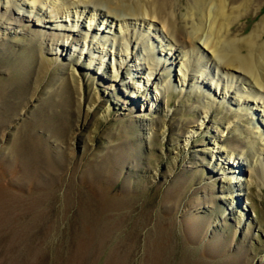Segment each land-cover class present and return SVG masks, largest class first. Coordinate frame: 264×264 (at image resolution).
Masks as SVG:
<instances>
[{
    "label": "rangeland",
    "instance_id": "1",
    "mask_svg": "<svg viewBox=\"0 0 264 264\" xmlns=\"http://www.w3.org/2000/svg\"><path fill=\"white\" fill-rule=\"evenodd\" d=\"M15 1L36 14V3ZM143 1L157 16L129 20L136 42L127 51L120 38L101 43L75 32L57 49L49 29L0 7V264H264V180L250 174L264 163L254 129L263 124L225 102L203 120L209 98L220 99L205 83L156 94L160 76L147 80L141 66L152 55L165 59L160 44L176 47L168 25L190 31L204 19L203 0ZM150 2L163 6L159 14ZM225 5L239 14L228 37L264 17V0ZM41 7L46 18L54 13ZM78 11L66 24L51 22L74 23ZM93 12L80 16L82 32ZM109 21V31L101 18L98 26L112 38L120 23ZM115 49L127 54L124 69ZM166 60L171 74L161 80L175 84L179 66ZM200 68L217 81L211 66Z\"/></svg>",
    "mask_w": 264,
    "mask_h": 264
},
{
    "label": "bare ground",
    "instance_id": "2",
    "mask_svg": "<svg viewBox=\"0 0 264 264\" xmlns=\"http://www.w3.org/2000/svg\"><path fill=\"white\" fill-rule=\"evenodd\" d=\"M66 1L67 0H31L29 7L32 8V5H35L36 3V14H31V10H27V12H25L20 4H18L15 0H5L4 4H0V7L6 12L13 10L18 14V16L29 18L31 21H34L35 25L49 29L48 33L45 32V36L50 42H52V44L56 46L57 49L60 48V46L66 45L64 38H73V34L78 33L80 35L82 34L84 38L89 37V40L95 38V42L100 41L101 43L109 42L116 44L117 39L120 38L122 39L121 44L126 46L125 51H127V46L129 45V48H133L134 43L136 42L134 41L135 38L131 37L132 33L127 30L128 27L126 24L129 22V20L139 19L145 22V15L148 14L150 17L157 16H155V14L146 12L145 9L143 10L145 2H140V0H133L129 3L127 2L128 0H118V2L117 0H75L70 3H66ZM246 1L249 2L250 0ZM24 3L23 5L27 6L26 2ZM45 3H50L53 9L52 11L54 13L50 14V18H46V16L44 17L42 16V13H40L42 10L41 6H44ZM213 3H207L205 0L197 1V9H199L198 13H202L204 15V19H201V21L190 31H183L181 28H171L168 25L167 30L175 39L176 47L173 48L172 46H166V44H160L156 50V54H159V52L162 51V56H164L165 59L158 57V55H152L150 56V60L146 59L143 62L147 67L142 68L141 66V69L145 71L148 70L146 73L147 80L154 79L158 75L160 76L159 83H156V94L159 96L168 88L173 87L180 90H186V88H189L195 91L198 88L197 84L201 85L205 83L207 86L209 85V87L213 86V90H217L215 91V95L217 94L220 99L216 100L214 97L212 99L209 98L206 103L209 104L210 107L207 106L204 108L205 115L203 120H205L206 117L207 120H210L208 111H210L212 106H215V104L220 102H225L227 103L229 109H232L233 105L240 107V109L243 110V116L245 115L249 117L252 121L258 119V121L263 124V128L262 126L255 124V133L259 138H264V40L260 39L261 33L263 34L264 29V17H262L255 27L246 35L240 37H228L230 34L231 22L233 19L239 16V14L233 15V8L227 7L226 5L223 6V0H216V3ZM151 4L155 9L150 8V11L159 14L160 9H162L163 6H159L160 9L158 10L156 9L155 3ZM71 8L75 9L76 11L79 9L78 15H76V21L73 20L74 23L71 22L67 25L52 24L51 21L55 20L54 17L56 19L59 18V21H63L66 24L67 16L69 17L68 12ZM92 11L94 12L89 17L86 31L82 32L80 28V21L82 22V20H79L80 16L84 14L85 18H88L86 13L88 14ZM3 16L4 14L0 17ZM98 18H101V22L105 23L104 28L106 29L107 27L108 31L111 29V25L106 23L109 20L110 23L118 21L120 23L118 30L121 32V34L119 32L121 36L118 34V32H113L112 38H110L107 34L101 33L104 30L98 26ZM123 23H125V26L121 25ZM205 27H207V29ZM60 30L64 33L60 32ZM108 31L104 32L110 33ZM182 40L192 42L190 45L191 47L188 49L186 45L183 44ZM199 48H201V50H207V52H209L211 55L207 58L204 56L202 57L201 53H197L199 52ZM125 51L115 49V55H123V58L119 61L120 69H124L127 65V61L124 63L125 57L127 55L125 54ZM57 52L58 50L51 53L56 54ZM111 52V50L107 51L108 54ZM59 53L63 54L64 50H59ZM129 55L130 60H133L134 53H132V50L130 51ZM190 55H197L199 58L195 62L193 60L191 62L188 58ZM166 57L171 59L169 62L170 64L179 66L178 72L175 74L179 78L177 82L175 81V84L172 83L171 79L161 80V76L164 74V72L171 74L170 69H168ZM90 58L92 57L89 56V59ZM140 63L138 64L141 65ZM203 64L212 67L213 76L214 78H217V81H213V78H210L208 81L209 77H207L204 70L200 68V65ZM100 65L102 66V62H99V66ZM88 68L92 67L88 66ZM119 68L116 70H119ZM182 69H187V74L185 71L181 72ZM192 69L196 70L197 73H193ZM234 70L239 71V73H234ZM113 74L118 76V72L115 70ZM193 77V82L196 84L192 82ZM234 78L235 84H232L231 82L234 81ZM222 80L224 84H220V81ZM153 83L155 84V82ZM143 86H137V89L143 90ZM231 163L233 167L238 166L234 160L231 161ZM257 166L259 169L258 167L255 170L250 169V174L255 176L257 183L260 184L262 183L261 181L264 180V163H257ZM243 179L244 178L239 177L238 179H233V182H241Z\"/></svg>",
    "mask_w": 264,
    "mask_h": 264
}]
</instances>
